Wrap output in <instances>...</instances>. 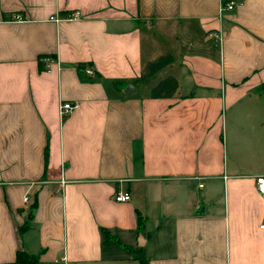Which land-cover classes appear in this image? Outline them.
I'll list each match as a JSON object with an SVG mask.
<instances>
[{
    "label": "crops",
    "instance_id": "0c3cea01",
    "mask_svg": "<svg viewBox=\"0 0 264 264\" xmlns=\"http://www.w3.org/2000/svg\"><path fill=\"white\" fill-rule=\"evenodd\" d=\"M232 1L0 0V264H264V0Z\"/></svg>",
    "mask_w": 264,
    "mask_h": 264
},
{
    "label": "built area",
    "instance_id": "2783aa9c",
    "mask_svg": "<svg viewBox=\"0 0 264 264\" xmlns=\"http://www.w3.org/2000/svg\"><path fill=\"white\" fill-rule=\"evenodd\" d=\"M234 4V1L230 0V2L225 3L223 5L220 6V9H230ZM75 14V13H74ZM87 73H91L90 69L86 70ZM59 114H64L69 112L72 107L75 106L74 103H68V102H61L59 104ZM59 182H62V179L59 180ZM255 187L257 188L259 193H263L264 192V176L262 175H257L255 176ZM129 195L126 192H119L116 195H113V199L114 201H125L128 200ZM28 199L27 195H24L23 197V201H26ZM263 217L261 218L260 222L258 223V228L261 230H264V214L262 215Z\"/></svg>",
    "mask_w": 264,
    "mask_h": 264
},
{
    "label": "trees",
    "instance_id": "16d2710c",
    "mask_svg": "<svg viewBox=\"0 0 264 264\" xmlns=\"http://www.w3.org/2000/svg\"><path fill=\"white\" fill-rule=\"evenodd\" d=\"M45 158H46V150L44 151V161H45ZM106 238H111L109 235L105 234L104 235ZM116 242L117 240L114 239ZM121 245V244H120ZM15 257H14V261L16 263H21V264H35L36 262V258L35 256L32 254H28L26 252H24L23 250L21 249H18L16 252H15ZM138 264H145L143 260H138Z\"/></svg>",
    "mask_w": 264,
    "mask_h": 264
},
{
    "label": "water",
    "instance_id": "95a60500",
    "mask_svg": "<svg viewBox=\"0 0 264 264\" xmlns=\"http://www.w3.org/2000/svg\"><path fill=\"white\" fill-rule=\"evenodd\" d=\"M124 88H125L124 92L127 93V94L134 90V88H132L131 85H130V86L127 85V86H125Z\"/></svg>",
    "mask_w": 264,
    "mask_h": 264
}]
</instances>
